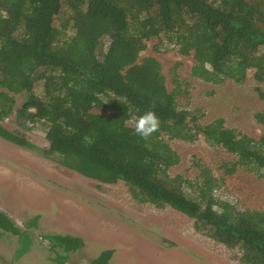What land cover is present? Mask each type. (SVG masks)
<instances>
[{"label":"trees","instance_id":"1","mask_svg":"<svg viewBox=\"0 0 264 264\" xmlns=\"http://www.w3.org/2000/svg\"><path fill=\"white\" fill-rule=\"evenodd\" d=\"M155 38L194 55V78L243 84L253 71L264 84V0H0V138L34 149L3 123L14 113L22 127L43 122L50 146L36 149L46 157L91 180L124 182L138 201L210 228L214 241L241 252L242 264H264V212L217 200L219 182L205 166L196 185L172 177L180 156L165 139L202 136L235 157L222 165L225 175L245 168L264 177V132L257 140L223 119L200 123L182 107L187 92L178 80L170 90L160 61L142 57ZM40 81L43 97L35 92ZM19 95L25 100L16 109ZM148 111L160 127L144 139L129 121ZM255 119L264 127V111ZM0 231L22 234L2 211ZM54 237L55 248L84 245ZM113 255L104 251L91 264H110Z\"/></svg>","mask_w":264,"mask_h":264},{"label":"rangeland","instance_id":"2","mask_svg":"<svg viewBox=\"0 0 264 264\" xmlns=\"http://www.w3.org/2000/svg\"><path fill=\"white\" fill-rule=\"evenodd\" d=\"M148 56L164 67L170 90L178 80L187 92L182 107L200 123L223 119L230 129L257 140L262 136L264 127L255 116L264 111V84L254 79L253 71L243 84L228 80L215 85L194 78V55H181L165 38L148 42L142 57ZM35 92L43 97L42 81ZM24 100L25 95L17 96L16 109ZM3 124L34 149L0 138V208L22 233L0 231V264H91L107 250L114 251L110 264H242L238 249L214 241L210 228L197 229L194 219L171 207L158 209L138 201L124 182L91 180L46 157L38 150L50 146L45 123L22 127L14 113ZM165 139L180 156L179 165L169 171L172 177L183 176L196 185L200 165L205 166L219 182L217 200L242 211L264 212L261 174L241 168L225 175L222 165L235 157L202 136L196 143ZM185 190L195 197L188 183ZM57 235L80 238L84 245L77 243L74 250L55 248Z\"/></svg>","mask_w":264,"mask_h":264},{"label":"clouds","instance_id":"3","mask_svg":"<svg viewBox=\"0 0 264 264\" xmlns=\"http://www.w3.org/2000/svg\"><path fill=\"white\" fill-rule=\"evenodd\" d=\"M129 124L134 127L136 134L144 139H148L159 129L160 120L155 112L148 111L142 116L132 118Z\"/></svg>","mask_w":264,"mask_h":264},{"label":"crops","instance_id":"4","mask_svg":"<svg viewBox=\"0 0 264 264\" xmlns=\"http://www.w3.org/2000/svg\"><path fill=\"white\" fill-rule=\"evenodd\" d=\"M0 211H2V209L0 208ZM7 213V212H6ZM10 217V216H9ZM11 218V217H10ZM12 219V218H11ZM13 220V219H12ZM17 224V223H16Z\"/></svg>","mask_w":264,"mask_h":264}]
</instances>
